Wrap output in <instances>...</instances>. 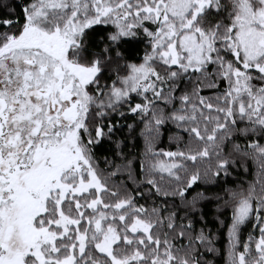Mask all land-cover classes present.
Masks as SVG:
<instances>
[{
    "label": "snow or ice",
    "instance_id": "6c2138e0",
    "mask_svg": "<svg viewBox=\"0 0 264 264\" xmlns=\"http://www.w3.org/2000/svg\"><path fill=\"white\" fill-rule=\"evenodd\" d=\"M220 255L264 264V0H0V264Z\"/></svg>",
    "mask_w": 264,
    "mask_h": 264
},
{
    "label": "trees",
    "instance_id": "16d2710c",
    "mask_svg": "<svg viewBox=\"0 0 264 264\" xmlns=\"http://www.w3.org/2000/svg\"><path fill=\"white\" fill-rule=\"evenodd\" d=\"M168 135H169V130L166 128V129H164L162 137H161V141H162L161 146H166L168 144ZM142 143H143L142 140H140V139L137 140L138 147H142ZM138 166L139 165L137 162V167ZM213 227L217 228L218 226L213 225ZM225 232H226V226L219 228V234L221 237L219 247L221 249H223V247H224V238L223 237H224ZM223 260H224L223 255H220L219 258L217 259V264H223Z\"/></svg>",
    "mask_w": 264,
    "mask_h": 264
}]
</instances>
